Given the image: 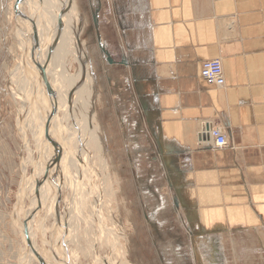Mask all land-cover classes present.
<instances>
[{"label": "rangeland", "instance_id": "obj_1", "mask_svg": "<svg viewBox=\"0 0 264 264\" xmlns=\"http://www.w3.org/2000/svg\"><path fill=\"white\" fill-rule=\"evenodd\" d=\"M38 1L23 0L18 7L25 15H36V23L29 32L37 44L44 36L42 0ZM16 3L17 0H0V264H19V257L26 250L23 215L26 213L28 217L37 204L36 181L33 190L27 192L30 180H35L39 170L34 174L31 167L33 155L37 157L41 152L37 142L41 137L40 113L44 112L45 101L40 97H51L58 89V77L46 62L41 44V66L46 63L51 71H46L49 83L43 82V86L39 83L40 103L34 102L33 112L27 114L29 138L25 141L20 120L30 104L34 83L23 63L21 30L26 20L16 10ZM73 3L77 12L69 24L72 32L61 33L71 41L73 53H68L59 69L65 73H60L64 82L72 78L76 86L83 84L78 101L89 112L84 136L94 139L87 146L79 140L71 156L64 153L68 160L74 161L70 163L78 177L74 191L60 183L55 166L51 169L54 179L42 181L41 207L33 219L38 222L29 223L34 247L37 244L42 247V241L50 240V228L59 217L50 205L55 188H59V214L65 220L71 195V215L77 223H73V232L79 231L75 244L66 253L73 254L72 260L77 261L73 264H264V237L199 229L198 214L184 212L165 177V165L153 161L152 148L142 133L139 102L135 97L138 56L135 48L144 44L148 36L144 0H73ZM66 7L62 12L69 9ZM56 39L57 43L59 37ZM61 41L57 43V51ZM82 68L86 70L77 82ZM19 83H25L27 89ZM74 106L80 112L75 102ZM60 112L57 117L65 115ZM81 124L79 121L78 127ZM67 125H75L73 117ZM64 126L65 123L61 129ZM61 135L62 132L58 137ZM42 157L35 160V165L44 159L43 154ZM54 161L53 156L49 162L53 165ZM22 181L25 187H21ZM70 227L66 232H72ZM66 232L59 235L63 246L71 237ZM50 253L48 243L43 255L50 258L53 256ZM23 258L20 260L23 264H38L35 255L31 254L26 262Z\"/></svg>", "mask_w": 264, "mask_h": 264}, {"label": "crops", "instance_id": "obj_2", "mask_svg": "<svg viewBox=\"0 0 264 264\" xmlns=\"http://www.w3.org/2000/svg\"><path fill=\"white\" fill-rule=\"evenodd\" d=\"M144 5L135 97L153 161L199 229L264 237V0ZM209 59L221 60V86L201 77Z\"/></svg>", "mask_w": 264, "mask_h": 264}, {"label": "bare ground", "instance_id": "obj_3", "mask_svg": "<svg viewBox=\"0 0 264 264\" xmlns=\"http://www.w3.org/2000/svg\"><path fill=\"white\" fill-rule=\"evenodd\" d=\"M63 1L64 2H61V0H50L48 2L47 0H45V2L43 4V0H42V5H41L43 8V13H44L43 18H42V21L44 22V23H42L44 36L42 38L41 43H39L38 45L40 46L42 44L43 53L45 54V57L47 60L46 62L49 63L50 66L52 65L53 71L56 74V78L58 77L57 78L58 79V89L56 90V93L54 94L55 96L53 95L51 97H45L44 95H42V96L40 95L41 96L40 99L42 101L44 99L45 102L43 104L44 112L41 111V113H40L41 118H42L40 126L41 125L42 126H41V137L39 138V141L37 142L38 146L40 147V145L46 140L48 123H49L48 114L50 113L52 107H54V109L56 111V114L53 117V120L51 123V132H54V136H52L51 142L45 143V147H44V150L42 152L44 159H42V161H38L37 164L34 166L32 171L35 174L36 170L39 168L37 175H36L37 176L36 178L38 181H40L45 175L44 171H43L44 167L46 166L45 164L47 162H49V160H52V158L54 156L55 161H54L52 167L55 166V168L57 169V175L59 176L60 183L63 184L67 189H69L71 191V189L72 190L74 189V185H76L78 177H77V175H75L76 172L73 171L74 166L72 167L70 164L71 161H73V160H68L67 157H65L64 153L71 156L70 153L77 147L79 140H82L83 143H85L87 146V144H89L94 139V137L85 138V136H84L86 129H87L84 123H85V120L89 121V112L87 111L88 107H86L82 103L80 104L78 101V99L81 95V92H82L83 84L76 86L75 85L76 81H75V79H72V78H71L70 82H69V80H65V82H64V80L60 74L61 72H63V70L60 71V69H59V67L62 65L61 62L63 60L66 61L68 59V57H69L68 53H73L71 51L70 46H69V42H71V41H69L65 37V35L64 36L61 35V33L63 32V30L66 31V33L72 32L70 30L71 27L69 24L73 23L74 15L77 12V8H76V6H74L73 0H63ZM66 6H68L69 9L66 12H62ZM60 18H61L62 24L63 23L65 24L64 27L59 26ZM56 34L57 35L59 34V35L56 36ZM57 37H59L60 41L62 40L60 43L59 51H57L58 50L57 43L59 42V39H58V42L56 43ZM47 55H48V58H47ZM77 55L80 56L79 53H77ZM38 59H39L40 64H42L41 61L43 59L40 55V52L38 54ZM23 63H24V65H26V59L24 60ZM44 65H46V63ZM45 67L47 69L46 70L47 72L51 71L48 68V66H45ZM84 70H86V69L82 68V70L79 73V76H77V82L82 77V73ZM64 75H65V73H64ZM62 82L64 84H62ZM24 84L25 83H22V85H21L19 83V86L20 87L22 86L23 89H27L26 84L25 85ZM26 91H24V92L26 93ZM30 100H31V98H30ZM73 100H75V101H73ZM48 101H50L51 104H49ZM35 102H38V101L36 100ZM74 102L76 103V106L80 112H78V110L75 108ZM38 103H40V102H38ZM58 110L59 111L61 110L62 114L65 113V115L64 116L60 115L59 117H57ZM61 112H60V114H61ZM76 112H78V113H76ZM70 117H73V119L75 120V125L72 127L67 125ZM79 121H81V123H82L81 127H78ZM64 123H65V126H64V128L61 129V125L63 126ZM88 125H89V122H88ZM92 125L94 126L93 121H92ZM75 128H76V131L74 132L73 130ZM92 131H93V129H92ZM61 132L63 133V135H61V137L59 138L58 134H61ZM92 133L94 135L96 132L93 131ZM42 136L44 137V139H42L43 138ZM67 137H69L68 140H65V138H67ZM99 140H101L100 137H99ZM83 149L84 148H82V151H83ZM52 153H53V156H52ZM73 163H74V161H73ZM55 168H54V171L56 172ZM34 181L35 180H33L31 182V180H30L31 186L29 185V181H27L28 186H30V188H28L29 191L27 193H29L30 191L33 190V187L35 186ZM21 184H22L21 187H25V185H26V183L24 181H22ZM41 184L42 183H40V185ZM21 189H23V188H21ZM23 201H24V198H22V202H21L22 204H23ZM57 203H58L57 188H55L54 193H53V197L51 200L50 209L52 211H54L57 215H60L58 212H56ZM72 203H73L72 197L70 195L69 199L67 200V211H66L67 215L65 214L66 218H65V220L63 219L64 215L59 217L60 225L58 226V228L55 231L54 243H53L55 251L57 252V254L64 261H67L68 264H73V261H74V260H72L73 254H72V256H69V253H68V255H66V253L69 251V249H72V246L75 244V240H74L75 235L79 234L78 230H76V234L73 232L74 231L73 227H75V226H73V223L76 220L73 222V216L71 215L72 214V208H73ZM75 208H77V207H75ZM33 221L35 222V220H33ZM36 222H38V221H36ZM36 222L33 224H36ZM54 224H55V222H53L50 230L52 229ZM74 224H77V223H74ZM69 227L72 230V232L71 231L66 232L69 229ZM78 228L79 227H77L76 229H78ZM31 232H33V231H31ZM61 232L62 233L66 232L67 236H68V234H71V237L65 246H63V244H61V241L59 240V237H60L59 235ZM23 235H24L23 238H25V234H23ZM35 236H37V235H35ZM41 241H42V239H41ZM48 243H44V241H42V243H41L42 247L41 246L39 247L37 244V246H35L36 252L43 255V253L45 252V248L48 245ZM43 256L45 257V255H43ZM51 256H50V258L45 257L46 262L48 264H57L55 257L54 256L51 257ZM68 256H69V258H68ZM36 259H38V257H36ZM76 262L74 261V263H76ZM38 264H39V259H38Z\"/></svg>", "mask_w": 264, "mask_h": 264}, {"label": "water", "instance_id": "obj_4", "mask_svg": "<svg viewBox=\"0 0 264 264\" xmlns=\"http://www.w3.org/2000/svg\"><path fill=\"white\" fill-rule=\"evenodd\" d=\"M23 0H17L16 3V10L18 11V13H20L26 20V23H24L22 25V30H21V39H22V47H23V53L25 55V59H26V65H27V71L30 74V77L32 78L33 81V86H32V95H31V100H30V104L27 106L26 111L24 112L20 122H21V128L23 127L24 129V139L25 141L27 140V138H29V133H28V125H27V119H28V115L31 114L33 112V107H34V102L37 100L38 97V87H40L39 83H41V86H43V82L44 84H48V78L46 75V67L41 66L39 59H38V54L41 50V47L33 40V38L31 37L32 35H30V29L34 27L35 23H36V15L33 16H29V15H25L23 11H21L18 7H19V3H21ZM62 22H61V18L59 20V26L62 27ZM30 36V38H29ZM41 78V79H39ZM39 80V81H38ZM55 96V95H54ZM49 104L50 101H48ZM28 114V115H27ZM56 111L54 109V107L51 108L50 113L48 114V118H49V123H48V129H47V135H46V142L44 141L41 145H40V153L37 154V157H35L33 155V163H32V167L34 168L35 166V160L36 159H40L43 158L42 157V152L44 150L45 147V143H49L52 141V135H51V123L53 120V117L55 116ZM26 121V122H25ZM29 140V139H28ZM37 146V145H36ZM37 150H38V146H37ZM23 153V152H22ZM22 157V156H21ZM47 172L45 174V176L38 181L37 178H35L36 181V198H37V204L36 207L32 210V212L29 214L28 217H26V213L23 215L24 217V234H25V239H26V250L20 255L19 257V264H23L22 262H20V260L23 258L24 261L26 262L27 259L30 257V255H35L36 257H38L39 259V264H48L45 260V257L42 254H39L38 252H36V249L34 247V241H33V237L31 236L30 233V227H29V223L31 221H33V219L35 218V216L38 214L39 210H40V202H39V198H40V183H42V181L48 177H51V169H52V163L47 162ZM54 179V178H52ZM59 188L57 189V196H59ZM60 200L59 199V204L57 205V209L56 212L60 213ZM60 225V220L59 217L56 218L54 227L51 229L50 231V240H49V250H50V254H53V256L56 259L57 264H68L67 261H64L55 251L54 248V235H55V231L58 228V226ZM49 254V255H50ZM24 262V263H25Z\"/></svg>", "mask_w": 264, "mask_h": 264}, {"label": "built area", "instance_id": "obj_5", "mask_svg": "<svg viewBox=\"0 0 264 264\" xmlns=\"http://www.w3.org/2000/svg\"><path fill=\"white\" fill-rule=\"evenodd\" d=\"M201 77L210 84L221 86L225 82L223 66L220 59L205 60L200 70ZM208 135L214 140L217 148L227 146L228 139L226 134L219 127L208 130Z\"/></svg>", "mask_w": 264, "mask_h": 264}]
</instances>
